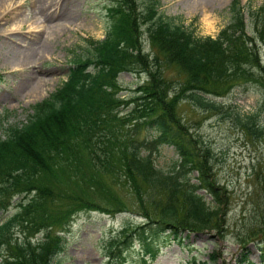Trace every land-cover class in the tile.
<instances>
[{
  "label": "trees",
  "instance_id": "trees-1",
  "mask_svg": "<svg viewBox=\"0 0 264 264\" xmlns=\"http://www.w3.org/2000/svg\"><path fill=\"white\" fill-rule=\"evenodd\" d=\"M245 12L252 33L245 30ZM229 13L228 23L215 35H202L182 17L160 13L157 0H111L103 36L85 38L86 50L71 59L66 79L32 104L24 120L0 132V210L16 205L0 221V264H54L65 246L59 230L76 213L128 210L99 207L87 195L88 187L79 193L59 185L62 165L75 163L81 152L86 155L83 151L95 168L116 169L115 177L122 171L137 195L148 185L163 203L157 213L143 207L139 222H127L107 237L100 264H126L135 241L147 249L170 234L181 240L184 230H221L227 207L212 176L213 153L191 130L181 107L218 108L221 102L208 94L223 95L239 83L264 84V4L245 9L240 0H231ZM123 70L147 74L127 97L118 94L117 76ZM236 112L242 126L258 129L254 114ZM163 144L172 145L178 155L167 171L155 165ZM16 228L19 238L13 237ZM248 253L242 242L239 264L252 263Z\"/></svg>",
  "mask_w": 264,
  "mask_h": 264
},
{
  "label": "rangeland",
  "instance_id": "rangeland-1",
  "mask_svg": "<svg viewBox=\"0 0 264 264\" xmlns=\"http://www.w3.org/2000/svg\"><path fill=\"white\" fill-rule=\"evenodd\" d=\"M157 1L160 13L182 17L184 24L202 35H215L230 16L231 0ZM110 3L111 0H0V132L9 123L24 120L32 111V104L48 96L66 79L71 59L86 50L85 38L103 36ZM240 3L245 9H255L264 0H240ZM245 20V30L252 33L247 12ZM143 38L144 49L148 50L146 37ZM260 47L264 62V47ZM261 73L260 80H264V72ZM146 78L145 72L121 71L117 76L118 94L129 96ZM253 83L236 84L219 96L208 94L221 102L218 108L205 109L190 103L181 107L191 130L195 129L213 153L212 176L223 191L222 201L227 207L221 230L211 228L198 233L184 230L181 240L170 234L147 249L136 242L126 253L127 264H193L194 259L197 263L206 259L208 264H239L242 242L248 247L251 264H264V84ZM236 111L240 115L254 114L259 130L256 126L253 129L242 126ZM123 130L126 131V126ZM83 152L86 155L81 152L75 163L62 165L59 185L79 193L87 192L88 187L87 195L99 207L128 210L76 213L67 227L59 230L65 246L54 257V264H100L107 237L127 222H139L143 207L157 213L163 205L150 186L143 185L141 196L137 195L122 171L115 177L116 169L111 173L99 170L90 163L89 154ZM177 156L172 145L163 144L155 165L167 171ZM195 175L197 172L193 171V181ZM198 191L211 200L206 191ZM225 195L228 201L224 202ZM15 210L14 203L0 210V221ZM21 234L16 228L13 237L19 238ZM40 235L36 233L32 243Z\"/></svg>",
  "mask_w": 264,
  "mask_h": 264
},
{
  "label": "bare ground",
  "instance_id": "bare-ground-1",
  "mask_svg": "<svg viewBox=\"0 0 264 264\" xmlns=\"http://www.w3.org/2000/svg\"><path fill=\"white\" fill-rule=\"evenodd\" d=\"M33 22V21H32ZM207 23V22H206ZM16 25V24H15ZM35 25V24H34Z\"/></svg>",
  "mask_w": 264,
  "mask_h": 264
}]
</instances>
